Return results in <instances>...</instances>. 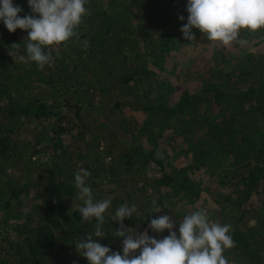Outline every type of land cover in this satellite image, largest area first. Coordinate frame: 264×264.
Returning <instances> with one entry per match:
<instances>
[{
    "label": "trees",
    "instance_id": "1",
    "mask_svg": "<svg viewBox=\"0 0 264 264\" xmlns=\"http://www.w3.org/2000/svg\"><path fill=\"white\" fill-rule=\"evenodd\" d=\"M187 2L88 0L77 36L44 70L14 63L27 31L0 21V264H89L75 244L96 224L78 212L80 167L95 200L113 184L107 235L93 237L112 251L124 239L111 220L122 204L137 206L125 227L157 239L169 232H153L151 219L172 216L179 235L203 209L231 225L229 264H264V48L247 47L264 43V29L242 30L247 48L233 61L214 47L198 90L179 91L168 63L186 43ZM13 3L38 17L28 0Z\"/></svg>",
    "mask_w": 264,
    "mask_h": 264
},
{
    "label": "clouds",
    "instance_id": "2",
    "mask_svg": "<svg viewBox=\"0 0 264 264\" xmlns=\"http://www.w3.org/2000/svg\"><path fill=\"white\" fill-rule=\"evenodd\" d=\"M28 3L38 17H21L19 13L23 9L20 5L14 4L13 0H0V21L10 33L17 29L27 31L26 55L10 53L14 63L32 61L39 70H44L45 66L53 64V51L58 55V47L66 46L77 36V29L90 15L86 7L88 0H28ZM186 10L189 15L181 31L191 41L195 39L193 28L199 29L209 41H219L225 47L246 43L240 38L242 30L257 32L264 29V0H188ZM179 19L184 20V17ZM17 45L13 44L14 47ZM87 46L88 41H85V49ZM90 175L87 169L80 167L74 177L78 197L83 201L78 209L81 221H96L94 231L75 243L77 251L89 264H229L223 253L235 246L229 235L231 225L210 223L208 213L203 209L184 216L179 222V235L174 230L176 221L172 216L165 214L151 219L148 228L153 232L162 234L166 229L169 232L157 239L147 230L138 232L126 228L123 221L133 217L137 206L122 204L116 208L111 220L120 223L119 229L112 234L124 238L123 254L95 242L94 236L104 238L107 235L103 225L112 201L94 199L86 182ZM160 210L161 207H154L152 213Z\"/></svg>",
    "mask_w": 264,
    "mask_h": 264
},
{
    "label": "rangeland",
    "instance_id": "3",
    "mask_svg": "<svg viewBox=\"0 0 264 264\" xmlns=\"http://www.w3.org/2000/svg\"><path fill=\"white\" fill-rule=\"evenodd\" d=\"M39 15V14H38ZM135 23L137 21L135 20ZM199 30V29H198ZM192 32L195 34V39L186 40V43L183 45H180L177 48V52L174 56L171 57L168 65L170 67V77L174 79L177 89L180 91L184 87L190 88L191 91L198 90L200 86V75L203 74L208 67L211 65V53L214 47H220L222 44L219 41H209L205 35H203L201 32H197L196 28L192 29ZM246 43L244 44H232L228 47H225V54L232 59H235L237 55H239L243 50H245L247 47H251L256 52H259L261 48H264V43L261 42L257 46H250V44H247V47H245ZM175 63V66L171 68V64ZM151 66V64H150ZM165 74V71L163 72ZM162 74V75H163ZM173 94V100H175ZM33 127L30 132H28V137L34 138V132L40 130L39 128L41 125L39 123L32 124ZM39 127V128H36ZM36 133V132H35ZM210 176L209 174H207ZM211 178V177H210ZM208 180V181H207ZM206 181L208 183L213 182L211 179H207ZM215 185V184H214ZM113 184L110 182L108 183H102L101 184V195L99 196V200L106 199L108 196H111L114 194L110 193V188L112 189ZM204 195L209 196V192L204 191ZM211 214L214 215V212ZM212 218V217H211ZM147 229H144L145 231ZM148 231V230H147ZM149 234V231H148ZM150 235V234H149ZM1 238V235H0ZM123 242L120 245V253L122 252Z\"/></svg>",
    "mask_w": 264,
    "mask_h": 264
},
{
    "label": "built area",
    "instance_id": "4",
    "mask_svg": "<svg viewBox=\"0 0 264 264\" xmlns=\"http://www.w3.org/2000/svg\"><path fill=\"white\" fill-rule=\"evenodd\" d=\"M142 232H144V231H142ZM138 254V253H137Z\"/></svg>",
    "mask_w": 264,
    "mask_h": 264
}]
</instances>
